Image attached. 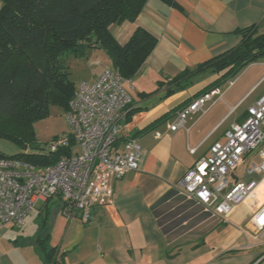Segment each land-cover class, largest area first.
Returning <instances> with one entry per match:
<instances>
[{"label":"crops","instance_id":"obj_1","mask_svg":"<svg viewBox=\"0 0 264 264\" xmlns=\"http://www.w3.org/2000/svg\"><path fill=\"white\" fill-rule=\"evenodd\" d=\"M174 2L170 6L161 0H148L134 23L111 27L122 44L138 27L157 39L139 73L125 80L124 88L133 107L126 113L115 146V151L121 153L127 140H137L142 148L139 170L114 183L113 203L92 208L91 220L86 224L80 217L67 219L58 200V210L52 208L55 199L37 202L34 219L44 214L38 229L41 233L33 237L35 232H24L31 226L27 218L34 209L23 229L0 228V264H45L39 240H46L49 248L63 255L64 264H264V232H259L252 221L264 204V174L249 173L251 166L260 161L257 156H246L230 176L233 185L251 181L259 185L233 209L226 222L208 213L190 221L193 208L185 203L189 201L172 195L184 176L209 155L211 147L224 143L226 132L244 122L248 109L264 97V60L246 67L232 79V87L227 86L228 82L219 87L224 91L223 98L205 115L192 116L177 132L167 129L183 106L225 72L217 74L205 68L181 87L172 81L237 48L243 40L238 31L256 26L258 33L264 34V0ZM108 63L110 66L96 71L90 81L82 82L97 80L112 68L110 60ZM166 115L168 119L159 122ZM153 124L157 126L154 130H146ZM178 209L181 214L164 221L166 213ZM172 223L175 231L187 232L172 237L173 233L165 232Z\"/></svg>","mask_w":264,"mask_h":264},{"label":"built area","instance_id":"obj_2","mask_svg":"<svg viewBox=\"0 0 264 264\" xmlns=\"http://www.w3.org/2000/svg\"><path fill=\"white\" fill-rule=\"evenodd\" d=\"M125 79L112 68L93 82H82L67 113L69 132L48 146L50 153L74 141L72 155L62 157L54 166L40 168L21 159H0V228L23 229L28 214L39 201L56 199L61 213L69 220H91V210L114 201V183L138 171L142 148L130 139L118 153L122 123L132 99L124 88ZM234 81L227 83L232 87ZM224 91L213 88L183 106L168 131L177 132L197 113L205 115ZM161 136L160 133L157 134ZM224 143H215L180 181L177 194L205 213L226 222L233 209L245 202L258 188V182H230V176L246 156L260 159L249 173L264 174V97L248 109L244 122L226 132ZM77 148V150H75ZM192 153L195 151L192 150ZM259 232H264V204L253 217Z\"/></svg>","mask_w":264,"mask_h":264},{"label":"trees","instance_id":"obj_3","mask_svg":"<svg viewBox=\"0 0 264 264\" xmlns=\"http://www.w3.org/2000/svg\"><path fill=\"white\" fill-rule=\"evenodd\" d=\"M147 1L3 0L0 9V120L15 121L17 129H4L0 131V136H6L22 147L30 146L35 140L34 125L49 117L52 105L68 113L77 90L70 76L69 58H84L89 50H104L112 69L117 70L125 80L136 76L154 51L157 39L138 27L122 44L114 37L111 27L134 23ZM161 1L175 5V0ZM238 33L243 40L237 48L197 67L195 71L188 70L172 84L181 87L183 82L205 68L217 74L225 72L223 77L203 91L205 93L223 86L249 65L264 60V34L258 33L256 26ZM132 107L131 104L127 111ZM133 113L134 110L130 111L127 119ZM167 116L159 122H165ZM156 127L153 124L146 130ZM74 146L71 140L68 147L55 153L13 157L0 154V159H21L46 168L56 165L62 157H70ZM176 194L175 191L172 195ZM179 200L185 199L180 197ZM185 203L197 209L194 203ZM180 212L178 209L166 213L164 221L176 218ZM198 221L201 219L195 222ZM175 229L168 227L165 232L171 234V230ZM38 245L45 256V264H64L63 255L49 248L46 240H39Z\"/></svg>","mask_w":264,"mask_h":264},{"label":"rangeland","instance_id":"obj_4","mask_svg":"<svg viewBox=\"0 0 264 264\" xmlns=\"http://www.w3.org/2000/svg\"><path fill=\"white\" fill-rule=\"evenodd\" d=\"M2 6L3 0H0V9ZM109 60V56L104 50H98L97 52L89 50L87 56L84 58H69L68 66L71 74L70 76L75 84V87L78 88L82 81H90L92 78H94L95 73L97 74V72L102 69V67H105L106 65L110 66L108 63ZM66 116V112L61 107L52 105L50 107L49 117L38 121L34 125L35 140L32 145L27 146V150H24L25 146L22 147L16 142L2 135L0 136V154H3L7 157H13L20 154L29 155L47 152L50 143L56 139L67 136L69 128ZM4 129H7L8 131L17 129L16 122L13 120H0V131H4ZM219 134H221V131L217 135ZM75 150H77V148H75ZM241 172L242 169L239 170V173ZM52 208L58 210V201L56 199L53 200ZM37 209L39 208L34 209L30 216H28L27 223L28 225L31 224V226H27L24 230L26 234L29 233L33 235L35 232L33 237H35L36 234L38 235L41 233V231L38 229L43 220H41V218H44V214H42L40 219L37 221L34 219L37 217ZM189 214L191 215L190 221H193L196 217L203 216L205 212L191 209ZM210 218L211 217L208 215V219ZM174 228H176L174 223L170 224L169 229ZM186 232H184L182 229L178 231L171 230V233H173L171 236L177 238Z\"/></svg>","mask_w":264,"mask_h":264},{"label":"water","instance_id":"obj_5","mask_svg":"<svg viewBox=\"0 0 264 264\" xmlns=\"http://www.w3.org/2000/svg\"><path fill=\"white\" fill-rule=\"evenodd\" d=\"M27 149H28V147H27V146H25L24 150H27Z\"/></svg>","mask_w":264,"mask_h":264}]
</instances>
